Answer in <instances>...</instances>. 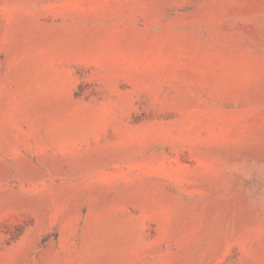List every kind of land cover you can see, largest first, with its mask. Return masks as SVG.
<instances>
[{
	"label": "rangeland",
	"instance_id": "obj_1",
	"mask_svg": "<svg viewBox=\"0 0 264 264\" xmlns=\"http://www.w3.org/2000/svg\"><path fill=\"white\" fill-rule=\"evenodd\" d=\"M0 264H264V0H0Z\"/></svg>",
	"mask_w": 264,
	"mask_h": 264
}]
</instances>
